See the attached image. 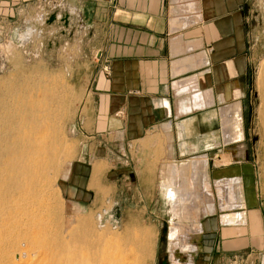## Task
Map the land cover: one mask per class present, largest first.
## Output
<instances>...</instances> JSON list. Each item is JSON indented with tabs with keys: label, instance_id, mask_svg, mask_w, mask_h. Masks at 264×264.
<instances>
[{
	"label": "rangeland",
	"instance_id": "rangeland-1",
	"mask_svg": "<svg viewBox=\"0 0 264 264\" xmlns=\"http://www.w3.org/2000/svg\"><path fill=\"white\" fill-rule=\"evenodd\" d=\"M50 9V0H0V81L7 82H0V93L10 81L19 83L26 75L37 80L42 74L61 77L71 89L73 103L69 118L63 123V139L70 159L67 153L61 157L52 183L57 210L53 222L61 235L67 237L81 218L87 219L96 232L116 241L124 239L135 227L151 235V257L142 264H209L214 248L200 250L199 243L202 239L203 243L208 241L205 238L208 229L213 246L223 216L237 212L240 182L249 190L251 206L247 205L260 209L264 221V130L258 114L259 83L264 81V0H249L246 9L249 55L244 57L247 62L244 60L239 76L243 86L241 116L236 118L233 104L226 102L225 108H232V114L224 120L225 129L221 121L212 118L213 110L220 104L211 109L201 108L196 114V131L187 130L179 143L170 135L159 141L157 150H151L147 140L136 141L142 136L133 137V142L126 137L122 151L107 153L112 158L109 164H94L95 167L91 161L81 159L82 132L89 126L84 120L90 101L89 86L98 69L96 57L82 46L80 31L77 28L71 31L61 19L53 20ZM185 98L189 100L188 95ZM192 116L186 117L187 124ZM220 127L226 133L227 143H223L219 134ZM240 149H243L241 158ZM200 160L206 166L198 170L202 182L196 184L189 167ZM101 170L104 171L99 175ZM174 177L180 182L172 183ZM204 185L210 191V201L204 198ZM225 189L228 193L224 195ZM186 192L195 196L187 197ZM194 219L203 228L199 242H193L197 252L184 249L187 245L184 238L194 229ZM173 225L178 231L177 239L169 235ZM21 248L25 252L23 256L16 252L13 264L35 263L26 251L28 248L23 245ZM124 254L127 264H136V257L129 250ZM257 257V253L250 251L243 260L257 264Z\"/></svg>",
	"mask_w": 264,
	"mask_h": 264
},
{
	"label": "crops",
	"instance_id": "crops-1",
	"mask_svg": "<svg viewBox=\"0 0 264 264\" xmlns=\"http://www.w3.org/2000/svg\"><path fill=\"white\" fill-rule=\"evenodd\" d=\"M248 1L50 0L49 16L65 21L73 32L77 28L82 46L97 62L84 116L89 126L82 132L81 162L109 164L107 153L122 151L126 137L133 142V137L142 136L136 141L147 140L151 150L170 135L179 143L187 130L196 131L201 108L220 104L212 109V118L224 128L232 114L226 102L233 104L236 118L241 116L243 86L228 76L236 78L235 57H240L243 70ZM189 114L194 116L187 124ZM220 133L227 143L222 127ZM176 181L174 177L172 183L180 182ZM244 186L238 200L242 207L223 216L214 245L208 229V241L199 243L200 250L214 248L209 264H250L243 260L250 251L257 253V264H264L262 213L247 205L249 190ZM234 215L233 223L224 222Z\"/></svg>",
	"mask_w": 264,
	"mask_h": 264
},
{
	"label": "bare ground",
	"instance_id": "bare-ground-1",
	"mask_svg": "<svg viewBox=\"0 0 264 264\" xmlns=\"http://www.w3.org/2000/svg\"><path fill=\"white\" fill-rule=\"evenodd\" d=\"M26 76L19 83L10 81L3 85L4 91L0 93V264H13L16 252L23 256L22 245L28 248L26 251L36 264H127L129 262L123 258L125 250L136 257V264H142L151 257L152 251L151 235L147 230L131 228L127 237L116 241L96 232L84 218L78 220L67 237L61 235L57 224L55 226L57 210L52 183L61 157L68 155L63 123L70 115L72 92L61 77L39 74L40 77L33 80L30 75ZM259 89L261 110L258 114L264 130V81L259 83ZM238 153L243 157V149ZM67 158L70 159L69 155ZM205 164L201 160L190 164L196 184L202 182L198 170ZM181 182L184 183V179ZM240 184L237 191L241 192ZM225 192L228 193L226 189L224 195ZM203 194L207 201L211 200L205 185ZM185 195L195 196L187 192ZM234 218L224 222L233 223ZM201 230L194 219V229L184 238L186 243L199 242ZM177 232L174 225L170 227V238L177 239ZM188 247L186 249H195Z\"/></svg>",
	"mask_w": 264,
	"mask_h": 264
},
{
	"label": "flooded vegetation",
	"instance_id": "flooded-vegetation-1",
	"mask_svg": "<svg viewBox=\"0 0 264 264\" xmlns=\"http://www.w3.org/2000/svg\"><path fill=\"white\" fill-rule=\"evenodd\" d=\"M249 54H248V49H247V51L244 53V55H243V59H244V57L245 56H248ZM246 59V58H245ZM244 59V60H245ZM232 63H233V65H234V68L236 69V71H237V75H236V78L233 80V79H231V78H229V76H228V79H230V81L231 82H235V81H237V82H240L239 81V76H240V73L243 71H240V68H239V63H240V57H235L234 59H233V61H232ZM247 65V64H246ZM228 66L227 65H225V69L227 68ZM227 74V73H226ZM214 77H216V76H214ZM216 79L218 80V78L216 77ZM218 86V85H217ZM217 89V88H216ZM215 89V90H216ZM240 99H241V97H240ZM242 104V103H241ZM219 134H220V136H221V133L219 132ZM242 180H243V178H242ZM242 186H244V184L242 185ZM187 245L186 246H184V248H186V247H195V249L193 250V251H195V252H197V250H198V247L194 244V245H192L193 243H190V245L188 244V243H186ZM188 247V248H189ZM190 249V248H189Z\"/></svg>",
	"mask_w": 264,
	"mask_h": 264
}]
</instances>
